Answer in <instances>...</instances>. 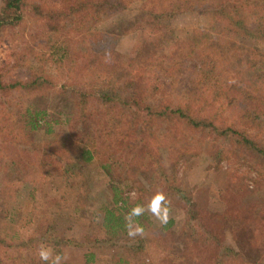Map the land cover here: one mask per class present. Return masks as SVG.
Returning a JSON list of instances; mask_svg holds the SVG:
<instances>
[{
  "label": "trees",
  "instance_id": "1",
  "mask_svg": "<svg viewBox=\"0 0 264 264\" xmlns=\"http://www.w3.org/2000/svg\"><path fill=\"white\" fill-rule=\"evenodd\" d=\"M132 1L0 0V264H46L38 256L41 243L60 255L62 246L85 247L86 263L95 260L93 248L118 244L109 264L194 257L201 264H248L251 254L236 257L221 243L245 227L252 231L248 251L260 261L264 0H135L127 28L142 39L123 57L119 34L97 23ZM185 12L208 16L205 33L222 36L232 28L253 50L209 52L213 67L198 68L187 44L175 40L172 18ZM237 150L263 178L252 191L256 200L224 189L221 211L201 206L182 180L183 166L200 153L220 161ZM90 168L106 176L96 201ZM24 186L23 199L9 198ZM157 189L171 208L183 209L181 249L164 238L173 218L162 225V237L149 236L145 212L137 218L143 237L126 234L125 214ZM61 218L86 219L84 239L61 234Z\"/></svg>",
  "mask_w": 264,
  "mask_h": 264
},
{
  "label": "rangeland",
  "instance_id": "2",
  "mask_svg": "<svg viewBox=\"0 0 264 264\" xmlns=\"http://www.w3.org/2000/svg\"><path fill=\"white\" fill-rule=\"evenodd\" d=\"M135 5V0L134 3L133 1L128 2L125 8L103 17L97 23L98 28L102 30H111L116 34H119L116 48L123 57L133 54L136 48L140 45L142 39L140 31L127 28L130 24L128 18L130 17V14L131 16L133 14V12H130L129 8H132ZM207 20L208 16L206 14L202 15L198 12L178 13L172 18V26L175 31L176 42L178 44H181V42L187 44L188 49H190L189 54L191 58L194 56L199 60L197 65L198 68L211 69L213 67L214 58L209 52H217L220 57V53L227 56L228 54H233L232 52L236 54L237 52L249 53L253 50L250 49L251 47L241 44L244 39L239 35L237 37L236 31L232 28H226L223 31L222 36L209 34L208 32L205 33L206 31L203 32V30H206ZM212 45L216 46V48L212 47ZM191 50H193V52H191ZM198 51H206V55L204 53L201 54ZM234 91L235 88L232 87L231 92ZM237 105L233 106V109L230 108L229 111L233 110L234 112L237 110ZM226 121L233 122V119L230 118ZM258 136L263 137L264 140V129L261 130ZM210 154V151H207L205 154H198L192 163L188 164V162H186V166H183V171H180L182 180L185 185L192 190L191 192H193L194 197L199 204L210 210L221 211L224 208V203L220 197V192L224 189H228L237 195H241L246 202L251 200L255 201L256 199L254 200V195L252 193L254 185H258V180H263V178H258V171L254 169L253 166L255 165L252 161L246 158L247 156L245 158L238 156V150L236 151V154L229 155V159H220V161L213 160ZM179 169L181 170L182 166H179ZM89 175L93 190L91 199L96 201L101 195L98 189L105 181L106 176H104L101 173V170L97 168H90ZM263 188L264 181L260 188L262 190V197H264ZM26 193L27 186H24L19 190L11 191L9 198L15 200L16 198L23 199L24 196H26ZM127 193L133 197L131 194H136L135 188H130ZM88 208L92 209L93 207L88 206ZM170 218H173V224L168 227L167 234L164 235L163 232L165 229H162V224L150 214L149 220L151 221V231L148 235L151 236V234H157L159 237L164 235L168 245L181 249L184 245L178 233L183 221V209L180 205H174L171 208ZM87 230L88 221L86 219H81L76 222H71L62 218L58 220V231L68 237L83 240ZM237 230L239 231L238 228ZM236 232L234 235L227 232L231 235V241L228 242L225 236L221 243L230 247V249H232L231 251L238 252L236 257H238V255L248 257L249 254H251V257H249V260L251 261L248 262V264H264V249L259 258V262L258 260L254 261L257 259L258 254L252 256V253L249 252L250 249L251 252L253 249L252 244L250 245L248 241L252 231L249 232L245 227L240 228L238 236ZM61 248V255L68 257L67 260L63 261L66 264H109L108 258H110L112 253L118 251V244L93 248L95 252V260L92 263L85 262V247L69 245L62 246ZM237 263L240 264L238 260ZM177 264H201V259L198 257L192 259L185 258Z\"/></svg>",
  "mask_w": 264,
  "mask_h": 264
},
{
  "label": "clouds",
  "instance_id": "3",
  "mask_svg": "<svg viewBox=\"0 0 264 264\" xmlns=\"http://www.w3.org/2000/svg\"><path fill=\"white\" fill-rule=\"evenodd\" d=\"M133 197L134 193L131 194ZM171 201L167 197L166 193L161 190H155L147 201V204H135L125 214V228L126 234L130 238L137 236L143 237L145 234L144 227L138 222L139 217L143 216L145 212L150 213L155 217L162 225H166L169 222L171 215ZM226 240L231 241V235L226 233ZM38 256L41 261L46 264H62V261L67 260L68 257L60 254H56L53 248L41 243L38 248Z\"/></svg>",
  "mask_w": 264,
  "mask_h": 264
}]
</instances>
